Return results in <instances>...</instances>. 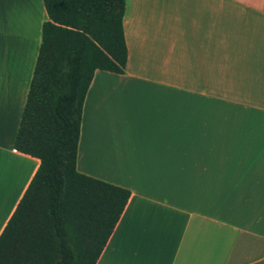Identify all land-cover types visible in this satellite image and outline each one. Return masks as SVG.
<instances>
[{"label":"crops","instance_id":"obj_1","mask_svg":"<svg viewBox=\"0 0 264 264\" xmlns=\"http://www.w3.org/2000/svg\"><path fill=\"white\" fill-rule=\"evenodd\" d=\"M47 18L0 0V233L39 165L14 142ZM122 22L79 127L76 169L130 191L95 264H264V0H124Z\"/></svg>","mask_w":264,"mask_h":264},{"label":"trees","instance_id":"obj_2","mask_svg":"<svg viewBox=\"0 0 264 264\" xmlns=\"http://www.w3.org/2000/svg\"><path fill=\"white\" fill-rule=\"evenodd\" d=\"M47 20L14 148L39 165L0 233V264H95L130 191L79 172L82 105L96 69L123 73L124 0H42Z\"/></svg>","mask_w":264,"mask_h":264}]
</instances>
